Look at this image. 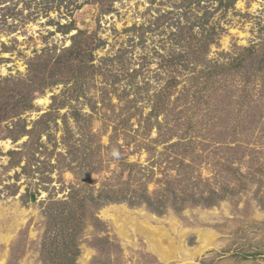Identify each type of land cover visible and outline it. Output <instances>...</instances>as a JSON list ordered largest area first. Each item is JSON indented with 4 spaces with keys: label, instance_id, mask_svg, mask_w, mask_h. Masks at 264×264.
<instances>
[{
    "label": "rangeland",
    "instance_id": "1",
    "mask_svg": "<svg viewBox=\"0 0 264 264\" xmlns=\"http://www.w3.org/2000/svg\"><path fill=\"white\" fill-rule=\"evenodd\" d=\"M2 236L0 264H264V0H0Z\"/></svg>",
    "mask_w": 264,
    "mask_h": 264
},
{
    "label": "bare ground",
    "instance_id": "2",
    "mask_svg": "<svg viewBox=\"0 0 264 264\" xmlns=\"http://www.w3.org/2000/svg\"><path fill=\"white\" fill-rule=\"evenodd\" d=\"M47 101V100H46ZM41 102H43V101H41ZM120 209L121 208H119V207H113L112 208V210L114 211V212H116L114 215H111V214H109V210H104V217L105 218H107V219H112L117 225L120 223V218H121V215L120 214H118V213H120L121 211H120ZM125 218V217H124ZM145 226V225H144ZM150 226V225H149ZM156 228V227H155ZM148 229H150V230H152V233L151 234H154V236H155V234L157 235H159L160 234V237H159V239H163L164 237H165V235L163 234L164 232V230L163 229H154V228H152V226L150 227V228H148ZM123 234V233H122ZM204 238H205V236H206V242L208 243V245L211 243V241H212V236L210 235V234H207V235H205L204 236V234L202 235ZM202 237V238H203ZM1 239H7L5 236H2V237H0ZM156 238V237H155ZM153 239L154 240V244H153V246H151V247H153V248H156L157 250V254L162 258V260L163 261H171V260H174L175 258H176V256H177V253H178V250H179V248H182V246H179V248H175L174 249V243H173V241H168V244L166 243V241H164V240H162V241H160L159 239ZM169 239H171V238H169ZM205 242V243H206ZM168 246H167V245ZM208 245L207 244H204V246H202L201 247V249L198 251V253H201L203 250H204V248H207L208 247ZM178 249V250H177Z\"/></svg>",
    "mask_w": 264,
    "mask_h": 264
}]
</instances>
